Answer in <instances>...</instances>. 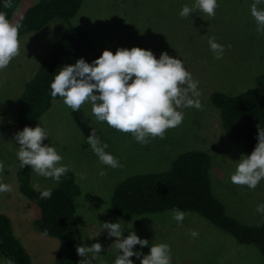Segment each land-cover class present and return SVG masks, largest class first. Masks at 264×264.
Instances as JSON below:
<instances>
[{"label":"rangeland","instance_id":"374dc122","mask_svg":"<svg viewBox=\"0 0 264 264\" xmlns=\"http://www.w3.org/2000/svg\"><path fill=\"white\" fill-rule=\"evenodd\" d=\"M37 0H19L10 21L15 23L25 10ZM193 0H83L78 12L70 19H52L37 31L21 35L19 55L0 70V159L6 165L0 180L11 184L13 191L0 193V212L6 214L15 236L30 255L32 264H53L58 250V240L33 228L38 207L18 190L17 172L20 168L16 157L18 150L14 134L19 130L17 107L24 83L35 72L39 61L60 34L71 23L86 29L95 46L102 52L115 53L118 47L139 46L150 49L156 58L161 52L182 59L185 68L199 82L203 108L181 109L183 122L166 130L163 138H151L146 145L134 140L131 133H123L98 122L85 103L80 110L71 111L60 97L42 115L51 143L74 173L80 187L75 196V217L83 233V245L99 242L100 255L93 264H113L119 250L115 237L102 229L104 222L120 221L125 225L126 237L132 224L141 238L149 245L134 250L147 254L151 243L170 245L172 264H261L262 257L251 244H236L223 232L212 227L203 218L188 213L182 224L171 219L169 210L153 214L121 217L110 210L109 199L114 185L124 177L145 171L164 170L171 159L187 149L206 151L211 156V187L223 201L226 211L248 224L264 221V214L257 213L256 205L264 202V179L254 189L231 183L237 160L243 155L221 127L218 110L209 101L215 90L238 92L254 85V76L264 71V35L256 31L250 15L252 0H218L214 17L194 12L187 18L178 15L184 4ZM216 37L225 46L221 59L209 50L208 38ZM106 140V151L119 159L121 167L103 165L88 146L86 137L91 129ZM104 169L105 174L99 175ZM30 184L48 188L56 184L32 172ZM139 217V218H138ZM127 226V227H126ZM198 231L195 238L188 233ZM101 230V231H100ZM100 233L96 236V234ZM95 236V237H94ZM134 264L140 260L130 257ZM81 257V264H83ZM0 264H11L0 252Z\"/></svg>","mask_w":264,"mask_h":264},{"label":"clouds","instance_id":"9594fccd","mask_svg":"<svg viewBox=\"0 0 264 264\" xmlns=\"http://www.w3.org/2000/svg\"><path fill=\"white\" fill-rule=\"evenodd\" d=\"M0 3L6 8L11 6V0H0ZM217 7L218 0H193L191 5L184 4L178 15L187 18L194 12H202L214 17ZM249 11L256 31L264 35V0H252ZM20 27L19 23H12L6 13L0 11V70L19 55ZM208 46L216 59L223 57L225 46L217 42L216 37L208 38ZM198 84L178 56L161 52L156 58L150 49L133 46L130 49L118 47L115 53L104 49L90 63L81 57L75 63L64 65L55 72L49 87L50 95L53 98L62 97L63 103L71 111L80 110L83 104L88 103L92 116L98 122H106L115 130L131 133L135 141L146 145L151 138H163L166 130L183 122L184 113L181 109L203 108ZM48 137V130L39 123L35 127L24 126L14 134L18 145L16 157L21 169L26 165L31 166L32 172L38 176L59 183L69 167L62 163L63 157L54 144L44 143ZM86 141L103 165L121 167L119 159L106 151L109 145L97 134L96 129H91ZM257 141L250 154H244L237 160L235 170L230 175L231 183L254 189L264 179V127L259 125ZM5 167L4 161L0 159V173ZM98 174L104 175L105 170L100 169ZM32 187L39 192L41 199L52 197L51 188L41 190L38 183ZM12 191L11 184L0 180V193ZM256 211L264 214V202L256 205ZM168 214L177 224H182L188 213L173 207ZM124 228L125 225L119 220L102 223L101 230H107L109 237L116 238L115 247L119 254L113 264H134L130 259L133 256L140 260V264H172L169 244L151 243L149 252L142 254L140 250H134V246L143 248L149 245V240L131 231L132 224L127 227L130 231L124 237ZM188 234L193 238L199 235L194 229ZM101 249L102 245L96 242L91 246L79 245L76 252L83 257V264H93Z\"/></svg>","mask_w":264,"mask_h":264},{"label":"trees","instance_id":"16d2710c","mask_svg":"<svg viewBox=\"0 0 264 264\" xmlns=\"http://www.w3.org/2000/svg\"><path fill=\"white\" fill-rule=\"evenodd\" d=\"M83 0H37L15 23L21 25L18 38L44 27L52 19L68 20L82 5ZM19 0H11L10 7L0 3V11L7 17L13 14ZM90 33L67 23L39 61L34 74L25 81L18 99L19 130L42 123V115L52 105L50 82L62 66L75 63L83 57L87 62L102 52L95 46ZM210 104L218 110L220 123L226 136L240 151L250 154L257 144L258 125L264 127V71L254 76V85L234 93L221 90L209 96ZM51 142L50 137L44 143ZM211 156L199 149L177 153L168 168L157 171L135 172L118 181L109 199L110 210L121 217L153 214L173 207L192 212L209 225L230 237L236 244L254 245L264 264V221L248 224L226 211L225 204L211 187ZM18 190L38 207L33 228L55 237L59 246L53 264H81L76 252L83 245V233L77 223L75 196L80 187L74 173L69 171L59 183L48 187L50 199H41L30 184L29 166L17 172ZM45 189V188H43ZM41 189V190H43ZM198 215V216H197ZM0 252L11 264H32L30 255L15 236L9 217L0 212Z\"/></svg>","mask_w":264,"mask_h":264}]
</instances>
